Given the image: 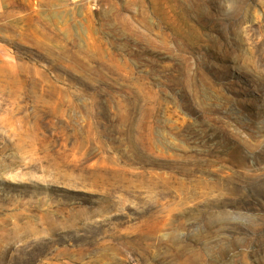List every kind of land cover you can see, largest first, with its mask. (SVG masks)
I'll return each instance as SVG.
<instances>
[{"label":"rangeland","instance_id":"374dc122","mask_svg":"<svg viewBox=\"0 0 264 264\" xmlns=\"http://www.w3.org/2000/svg\"><path fill=\"white\" fill-rule=\"evenodd\" d=\"M0 264H264V0H0Z\"/></svg>","mask_w":264,"mask_h":264}]
</instances>
